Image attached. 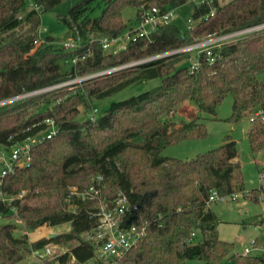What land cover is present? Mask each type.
<instances>
[{"label": "trees", "instance_id": "16d2710c", "mask_svg": "<svg viewBox=\"0 0 264 264\" xmlns=\"http://www.w3.org/2000/svg\"><path fill=\"white\" fill-rule=\"evenodd\" d=\"M28 1L37 10L20 16ZM64 1L0 0V101L23 96L0 105V148L7 151L27 138L42 136L46 119L56 129L54 136L32 147L29 163L15 166L3 178L0 190L12 201L0 200V219L21 221L30 232L42 226L70 225L68 231L30 244L29 250L26 235H14L13 223L1 226L0 264H17L24 251H40L50 243L67 247L56 258L59 264H66L70 256L77 264L90 261L94 248L83 235L97 226L94 203L65 199L69 187L95 185L97 177L108 203L125 196L137 208L138 223L147 225L145 237L120 264L192 260L217 264L227 258L234 264H264L263 255L233 254V245L219 239L217 217L207 204L212 191L219 196L247 193L253 201L264 192L261 187L244 193L235 143L226 138L218 149L190 160L161 156L169 146L206 136L204 125L196 120L179 124L163 120L186 101L200 112L215 115L230 95V122L248 117L255 109L264 110V82L257 78L264 73V29L201 49L195 66L183 62L191 51L184 52L37 93L262 25L264 0L225 4L205 0L200 5L189 0H80L58 16L79 47L65 51L47 43L36 46L41 14ZM185 4L192 8L194 24L184 34L171 22L147 37L128 41L117 53L103 50L99 43L101 38H118L134 28L154 7L165 12ZM96 9L99 14L91 17ZM126 9L135 10L129 24L122 16ZM150 79H160V84L112 102L94 121L77 120L80 109H91L94 102ZM262 134L261 125L251 127L252 152L264 148ZM21 192L24 195L16 198Z\"/></svg>", "mask_w": 264, "mask_h": 264}, {"label": "rangeland", "instance_id": "374dc122", "mask_svg": "<svg viewBox=\"0 0 264 264\" xmlns=\"http://www.w3.org/2000/svg\"><path fill=\"white\" fill-rule=\"evenodd\" d=\"M80 0H66L50 12H45L40 16V24L38 28V40L35 42L36 46L51 44L55 49H61L62 44L70 40L71 36L68 32V28L58 20L59 15H65L69 8L74 6ZM232 0H218L220 4L228 3ZM30 2H27L25 11L20 15L26 14L31 10ZM99 9H96L91 17L98 15ZM175 18L172 24L175 25L181 34H184L194 21L191 18L192 8L189 4L182 5L174 8ZM135 15L134 9H126L122 16L126 24H129ZM238 38V37H237ZM235 38V40L237 39ZM49 39V40H48ZM91 39H95L94 35ZM217 37L206 38L205 46L213 45L217 41ZM234 40V39H233ZM121 46L123 44H120ZM117 48L111 47L110 53H114ZM197 51H191L189 58H186L183 62L189 61L190 64H194L197 57ZM182 62V63H183ZM188 64V63H187ZM189 65V64H188ZM258 80L264 82V73L258 75ZM75 80V79H74ZM70 84L80 83L73 82ZM67 83V82H66ZM160 84V79H150L146 81H140L129 85L123 90L117 92L111 97L97 101L93 103V107L88 110H81L77 117L78 121H84L91 116L92 109H97V117L106 110L112 102H117L136 96L142 92L148 91ZM232 111V97L228 95L226 99L216 108L215 115H210L204 112H200L197 107L191 101H186L175 109L172 114L163 117L166 122L179 124L180 122L198 121L202 123L206 130V136L202 139H192L179 142L176 145L165 148L161 156L176 158L180 160H190L198 155L206 153L211 150L218 149L225 143V139L228 138L235 143L237 150V161L240 164L241 173L244 180L245 191L250 192L259 188L258 181V165H264V148L259 152H252L249 145L248 133L252 127L248 121V117H243L237 122H230L228 119L231 116ZM8 156V152L0 148V160ZM210 210L217 217L216 230L218 237L221 241L231 243L234 247L233 254L242 255L243 249L250 241L256 240L257 250L253 251L252 256H264L262 250L264 249V224L262 220L264 218V203L260 201H253L251 198L246 197L245 194H238L237 199L233 201H215L209 205ZM13 223L17 229L14 235L19 237L24 235V225L22 222H16L15 220L0 219V227ZM69 224H64L55 229H51L47 226H42L34 231H27L29 235L27 237V247L30 249V244L41 238H47L54 233H62L69 229ZM52 245H55L51 243ZM66 249L67 247H63ZM59 254V251L55 255ZM23 259L17 264H42L34 257L30 251H24L22 253ZM49 262V261H48ZM53 262V261H50ZM67 264H77L75 261ZM84 264H92V260ZM186 264H205L198 260H192L186 262ZM217 264H234L231 259H224Z\"/></svg>", "mask_w": 264, "mask_h": 264}, {"label": "built area", "instance_id": "2783aa9c", "mask_svg": "<svg viewBox=\"0 0 264 264\" xmlns=\"http://www.w3.org/2000/svg\"><path fill=\"white\" fill-rule=\"evenodd\" d=\"M196 5L202 4L205 0H189ZM30 2V1H28ZM31 9L37 8L30 2ZM175 18L174 9H170L168 11L162 12L159 8H152L146 11L142 17V20L132 29L127 30L118 38H101L99 39V43L103 50L108 51L111 47L117 48L114 53L125 48V45L130 40H135L141 37H147L151 33H153L158 27L169 25ZM264 29V24L249 28L246 30H242L239 32H235L232 34H228L225 36L217 37V41H225L232 40L241 35L259 31ZM218 42H214L213 45ZM78 40H67L62 44V49L65 51H70L79 47ZM120 44H123L122 46ZM210 46V45H208ZM205 46V41H201L199 43L176 49L161 55H157L142 61H137L133 63H129L114 69H110L97 74H108L112 72H116L121 69L130 68L133 66L141 65L144 63H148L150 61L162 59L164 57H168L171 55L197 51V54L200 53L201 49L208 50ZM75 62V59L73 60ZM193 66H195V61ZM94 74V75H97ZM94 75L77 78L76 82H82L91 78H94ZM75 80L73 82H75ZM71 82V81H70ZM70 82L54 86L51 88H47L39 92L47 91L50 89H54L57 87L69 85ZM13 99L0 101V105L6 104ZM97 109H92L90 120L94 121L97 118ZM248 121L252 126L255 124H259L263 127L262 139L264 141V110L261 108L255 109L249 116ZM44 123L47 125V128L42 136L39 137H30L25 139L22 142L13 144L7 150L8 156L4 157L0 160V188L2 185L3 178L11 172L15 166H21L23 164H27L30 161V154L32 147L37 143L43 141L44 139H49L55 135L56 129L54 123L51 119L44 120ZM258 169V181L259 188L264 187V165H258L256 167ZM96 184L90 185L88 187L80 188L77 186H71L68 189V194L66 196L65 201L68 202L70 198H77L81 200H87L94 203L95 216L97 217V226L94 230L83 235L84 240L88 241L93 245L94 253L92 257V264H120L121 260L133 249H136L142 239L146 235L147 225L146 223L140 224L137 221V208L131 207L128 203V200L125 196H119L112 203H108L107 199L104 195H102L101 189L103 186L101 185V178H96ZM24 195V192H21L17 195L16 198H21ZM247 197V193L245 194ZM238 194H232L228 196H219L216 191H212L208 198L207 204L210 205L215 201H233L237 199ZM0 200L11 202L12 199L6 198L1 190H0ZM257 201L264 203V192H261ZM11 211L15 213V207L11 208ZM21 222V221H16ZM264 224V220H263ZM38 230H36L37 232ZM24 235H29V233L25 230ZM193 236V234H192ZM256 240L250 241V243L244 247L242 256H252L253 251L257 250ZM59 251V254L55 255L56 252ZM67 249H63L60 246L47 244L40 251L33 252L34 257L40 263H44L45 261H54L55 264H59L56 261V258L59 255L65 254ZM264 253V249L262 250ZM70 262H74V258L70 256ZM68 263V262H67ZM66 263V264H67Z\"/></svg>", "mask_w": 264, "mask_h": 264}, {"label": "water", "instance_id": "95a60500", "mask_svg": "<svg viewBox=\"0 0 264 264\" xmlns=\"http://www.w3.org/2000/svg\"><path fill=\"white\" fill-rule=\"evenodd\" d=\"M100 75H103V74H97V75H94V76L97 77V76H100ZM21 97H23V96H21ZM21 97H17L15 99H18V98H21ZM52 236H54V235H50L48 238H51Z\"/></svg>", "mask_w": 264, "mask_h": 264}, {"label": "crops", "instance_id": "0c3cea01", "mask_svg": "<svg viewBox=\"0 0 264 264\" xmlns=\"http://www.w3.org/2000/svg\"><path fill=\"white\" fill-rule=\"evenodd\" d=\"M186 103V102H185ZM57 227H59V226H57ZM56 227H53V228H51V229H55ZM69 229L67 228L65 231H68ZM56 234H59V232H57V233H54L53 232V235H56Z\"/></svg>", "mask_w": 264, "mask_h": 264}]
</instances>
